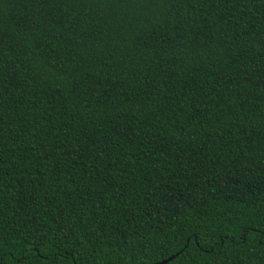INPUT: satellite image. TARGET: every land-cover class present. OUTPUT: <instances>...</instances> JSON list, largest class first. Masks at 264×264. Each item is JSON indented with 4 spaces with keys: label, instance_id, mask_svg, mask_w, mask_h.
Returning <instances> with one entry per match:
<instances>
[{
    "label": "trees",
    "instance_id": "obj_1",
    "mask_svg": "<svg viewBox=\"0 0 264 264\" xmlns=\"http://www.w3.org/2000/svg\"><path fill=\"white\" fill-rule=\"evenodd\" d=\"M264 264V0H0V264Z\"/></svg>",
    "mask_w": 264,
    "mask_h": 264
},
{
    "label": "water",
    "instance_id": "obj_2",
    "mask_svg": "<svg viewBox=\"0 0 264 264\" xmlns=\"http://www.w3.org/2000/svg\"><path fill=\"white\" fill-rule=\"evenodd\" d=\"M172 259H173V256H171V257H169V258H167V259H164V260H162V261H160V262L153 263V264H166L167 262H169V261L172 260Z\"/></svg>",
    "mask_w": 264,
    "mask_h": 264
}]
</instances>
